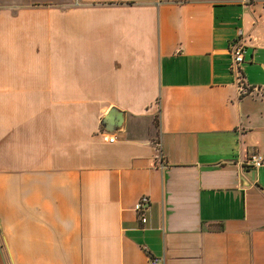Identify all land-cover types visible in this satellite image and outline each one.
<instances>
[{"label":"crops","instance_id":"crops-1","mask_svg":"<svg viewBox=\"0 0 264 264\" xmlns=\"http://www.w3.org/2000/svg\"><path fill=\"white\" fill-rule=\"evenodd\" d=\"M253 154L264 0H0V264H264Z\"/></svg>","mask_w":264,"mask_h":264},{"label":"built area","instance_id":"built-area-1","mask_svg":"<svg viewBox=\"0 0 264 264\" xmlns=\"http://www.w3.org/2000/svg\"><path fill=\"white\" fill-rule=\"evenodd\" d=\"M229 53L231 55V69H238L239 65L243 63L245 47L239 41H232L229 46ZM113 138L109 139L112 142ZM264 164V157L259 154H253L245 161V165L253 169L260 168ZM149 206L148 198L141 197L134 205L133 210L139 215V221L142 225L146 223V217L140 215ZM162 259H151L149 264H162Z\"/></svg>","mask_w":264,"mask_h":264}]
</instances>
